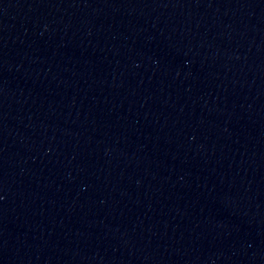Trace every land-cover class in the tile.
<instances>
[{
    "label": "water",
    "instance_id": "obj_1",
    "mask_svg": "<svg viewBox=\"0 0 264 264\" xmlns=\"http://www.w3.org/2000/svg\"><path fill=\"white\" fill-rule=\"evenodd\" d=\"M0 264H264V0H0Z\"/></svg>",
    "mask_w": 264,
    "mask_h": 264
}]
</instances>
